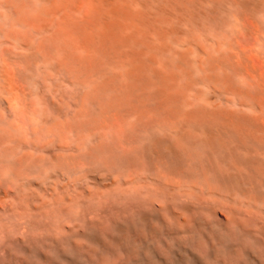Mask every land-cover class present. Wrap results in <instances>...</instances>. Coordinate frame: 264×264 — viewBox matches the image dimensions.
Wrapping results in <instances>:
<instances>
[{"label": "bare ground", "instance_id": "bare-ground-1", "mask_svg": "<svg viewBox=\"0 0 264 264\" xmlns=\"http://www.w3.org/2000/svg\"><path fill=\"white\" fill-rule=\"evenodd\" d=\"M0 264H264V0H0Z\"/></svg>", "mask_w": 264, "mask_h": 264}]
</instances>
